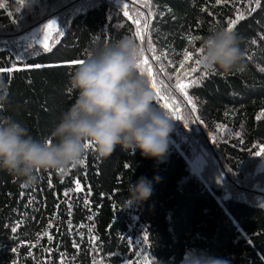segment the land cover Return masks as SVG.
Masks as SVG:
<instances>
[{
	"label": "trees",
	"instance_id": "16d2710c",
	"mask_svg": "<svg viewBox=\"0 0 264 264\" xmlns=\"http://www.w3.org/2000/svg\"><path fill=\"white\" fill-rule=\"evenodd\" d=\"M35 3L0 0V69H14L0 72V117L51 139L75 101L68 79L77 62L97 40L127 35L144 50L154 103L173 131L162 163L119 147L98 160L90 148L84 165L41 172L30 188L0 171V264H264V0H43L32 10ZM51 16L59 31L50 51L14 36ZM230 20L244 70L195 64L209 29ZM140 176L159 179L130 206L128 185Z\"/></svg>",
	"mask_w": 264,
	"mask_h": 264
},
{
	"label": "clouds",
	"instance_id": "9594fccd",
	"mask_svg": "<svg viewBox=\"0 0 264 264\" xmlns=\"http://www.w3.org/2000/svg\"><path fill=\"white\" fill-rule=\"evenodd\" d=\"M36 0L32 10L43 8ZM200 60L206 69L225 74L244 70L240 40L235 31L214 25L201 42ZM141 50L131 36L103 42L97 40L69 76L68 90L74 103L61 114L49 138L38 139L12 116L0 117V171L19 181L22 188L38 184L41 172L66 171L78 165L86 144L94 147L98 160L122 152L162 163L170 146L173 120L156 107L146 76L138 72ZM7 100V86L0 81V103ZM158 177L153 180L158 181ZM153 180L140 176L128 185L126 201L139 205L153 192ZM199 264H223L203 258Z\"/></svg>",
	"mask_w": 264,
	"mask_h": 264
},
{
	"label": "snow or ice",
	"instance_id": "6c2138e0",
	"mask_svg": "<svg viewBox=\"0 0 264 264\" xmlns=\"http://www.w3.org/2000/svg\"><path fill=\"white\" fill-rule=\"evenodd\" d=\"M215 2L216 3H220V0H215ZM256 3L257 4H259V0H256ZM124 8L125 9H127L128 8V5L127 4H125L124 5ZM124 16H129V12L127 11V10H125L124 11ZM229 26L227 27L228 28V30L229 31H233L234 30V24H235V21L234 20H230L229 22ZM56 25H57V21L56 20H52V19H50L49 21H48V23L47 24H45L44 26H43V29H41V31H42V33H43V40H38L37 42L39 43V44H41L42 45V47L44 48V50H51L50 49V47H49V45L46 43V41L49 39V36L51 35V30L53 29V28H56ZM144 27L145 28H147V21H145V23H144ZM57 31H59V29L57 28L56 29ZM61 34H62V32H61ZM195 39H199V37H195ZM27 47H30V45L29 46H27ZM27 47H26V49L25 50H27ZM197 52H199V53H202L203 52V49L202 48H199V49H197L196 50ZM141 58L144 56V50L143 49H141ZM188 55V53L186 52L185 53V56H187ZM20 59L22 60L23 59V57L21 56L20 57ZM83 61H78L77 63H82ZM194 63L195 64H197V65H199V64H201V60H200V58H196L195 60H194ZM143 64H147V60H143ZM181 64H183V61H181ZM36 67H39V65H35ZM137 68H138V72H139V74L140 75H146V76H148L149 77V83H150V86L152 87V89H155L156 88V85H155V83L152 81V79H151V75H152V73H151V69H148L147 71L142 67V64H141V60L138 62V64H137ZM14 69L13 68H8V69H0V72H4V71H7V72H12ZM191 71L192 72H196L197 71V69L196 68H191ZM176 87L181 91V92H184L185 93V96H187V93L185 92V88L187 87V85H185V84H183V83H178L177 85H176ZM163 99V96H160L159 95V93H157V100L159 101V100H162ZM163 107L165 108V109H167L168 107H169V105H168V103H165L164 105H163ZM195 110V105H193V111ZM173 118H175V119H180V117H173ZM185 119H187V117H185ZM92 149V150H94V147H92V145L91 144H86V149L88 150V149ZM258 155H264V150H262L261 151V153H258ZM79 164H81V165H84L85 164V160L84 159H82L81 161H80V163ZM64 170H61V172H63ZM77 183V185H79V181H77L76 182ZM65 195H67V193H65ZM86 203H87V201H86Z\"/></svg>",
	"mask_w": 264,
	"mask_h": 264
},
{
	"label": "rangeland",
	"instance_id": "374dc122",
	"mask_svg": "<svg viewBox=\"0 0 264 264\" xmlns=\"http://www.w3.org/2000/svg\"><path fill=\"white\" fill-rule=\"evenodd\" d=\"M50 19L57 21L56 28H53L51 30V35L49 36V39L46 41V43L50 47V40L52 39V36L54 35V33L57 31L56 29L59 28L58 18L55 16L54 17L51 16V17L45 19L44 21H41L36 26H33V27L26 29L22 32H19L18 34L14 35V36H19V37L24 38L26 40H33V39H36L37 41L43 40V33H42L41 29H43V26L45 24H47ZM24 33H27V34H24Z\"/></svg>",
	"mask_w": 264,
	"mask_h": 264
}]
</instances>
